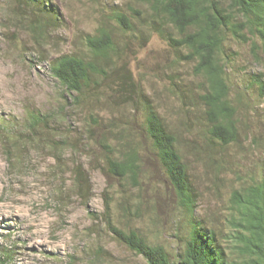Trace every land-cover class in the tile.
Segmentation results:
<instances>
[{"label":"rangeland","instance_id":"rangeland-1","mask_svg":"<svg viewBox=\"0 0 264 264\" xmlns=\"http://www.w3.org/2000/svg\"><path fill=\"white\" fill-rule=\"evenodd\" d=\"M47 1L58 14L54 23L26 0H0V264H146L112 227L135 231L170 255L181 250L190 216L144 132L143 112L128 102L137 90L177 138L194 218L236 258L232 196L264 177V99L254 85L256 76L264 80V44L226 41L238 135L223 145L209 135L201 101L207 84L196 61L171 42L181 36L154 19L146 3ZM118 14L126 15L130 29ZM36 21L41 31L31 27ZM100 26L111 32L118 52L100 62L107 78L78 107L50 62L69 54L90 58L84 39ZM27 109L46 120L31 129ZM103 138L120 156L131 147L139 152L137 184L105 172Z\"/></svg>","mask_w":264,"mask_h":264},{"label":"trees","instance_id":"trees-1","mask_svg":"<svg viewBox=\"0 0 264 264\" xmlns=\"http://www.w3.org/2000/svg\"><path fill=\"white\" fill-rule=\"evenodd\" d=\"M141 1L148 5L154 19L169 24L179 33L181 37L171 38V42L185 48L187 58L196 61L195 71L203 76L207 84L201 101L210 124V137L223 145L236 141V109L229 99L231 87L227 76L229 60L225 44L230 37L245 43L251 42L254 48L256 40L264 44V0ZM26 2L35 7L33 10L38 11L40 17H45L46 21L48 18L47 22L59 20L58 14L56 17L55 12L49 10L51 8H48L47 0ZM116 19L124 29H130L126 15L118 14ZM39 24L41 22L36 21L31 27L40 30ZM84 41L90 58L69 54L50 62L52 75L72 96L78 107H82L91 98L101 84L100 78H107L100 62L111 60L118 52L114 38L105 26L98 27ZM254 83L258 87L259 97L264 99V80L256 76ZM128 102L132 109L143 112L144 132L179 205L190 216V231L185 237L184 246L176 255H170L161 245L148 243L132 230L124 232L112 227L116 236L131 251L142 256L146 264H264V177L243 191L234 192L232 196L235 214L230 219V225L237 257L229 258L215 233L194 218V195L187 167L177 149L176 136L166 128L150 100L140 90ZM26 114L31 129H36L47 118L30 109L26 110ZM99 144L108 154L105 172L120 179L128 178L134 185L137 184L141 165L136 148L131 147L120 156L115 145L105 138ZM81 197L87 199L85 191Z\"/></svg>","mask_w":264,"mask_h":264}]
</instances>
